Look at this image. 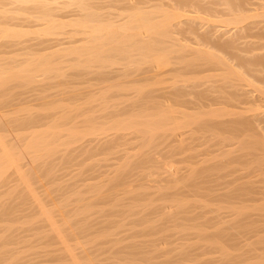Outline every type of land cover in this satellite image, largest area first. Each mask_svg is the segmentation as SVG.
<instances>
[{
  "label": "rangeland",
  "instance_id": "1",
  "mask_svg": "<svg viewBox=\"0 0 264 264\" xmlns=\"http://www.w3.org/2000/svg\"><path fill=\"white\" fill-rule=\"evenodd\" d=\"M82 1L93 0H12L6 13L0 7V67L18 71L47 57L55 68L34 82L19 78L2 86L0 80V140L16 156L0 178V264H264V210L237 212L215 203L212 192H189L176 130L181 121L174 133L165 121L159 132L144 123L147 117L166 119L165 111L146 108L164 104L156 97L161 92L144 101L137 97L138 90L169 85L167 75L156 73L164 62L112 56L104 67L90 63ZM94 1L93 11H105L104 19L118 26L137 0ZM45 6L55 18L46 20L36 10ZM122 10L128 16L120 20ZM213 18L195 26H204L203 32L215 21L206 31L216 35L231 29ZM133 121L138 124L128 126ZM56 132L52 153L27 149L36 135Z\"/></svg>",
  "mask_w": 264,
  "mask_h": 264
},
{
  "label": "bare ground",
  "instance_id": "2",
  "mask_svg": "<svg viewBox=\"0 0 264 264\" xmlns=\"http://www.w3.org/2000/svg\"><path fill=\"white\" fill-rule=\"evenodd\" d=\"M8 1L10 0H0V7L4 9L5 13L6 6L14 3L11 2L12 0ZM217 1L137 0L134 2L132 0L131 2L134 3H129V8L134 13L132 12L133 14L131 13L128 16V13H123V9L120 12L121 15L118 14L120 15L119 18L120 20L121 18L124 19L126 14L128 21L124 22L122 20L124 23L118 26L113 23L109 24L111 18L108 22L105 17L106 14L102 16L105 11L103 13L99 11L101 15L96 14L98 10H94L96 13L93 11L95 8L94 0L87 3L82 1V10H86V22L80 24L83 28L86 27L89 30V34L87 33L89 36L88 45L84 50H86L89 62L96 63L99 66H106V60H111L108 58H112V56L124 60L139 58V62H151L150 65H152V62L157 64V62L163 61L166 70L163 69V71L156 73L167 75L169 85H165L166 87L160 90H153L152 88L150 92L144 89V91L138 90L137 97L144 101L145 98L152 97L154 95L152 93L161 92L156 97L164 99V104L157 105V103L151 102L150 105H148L149 103L146 104V108L157 112L165 111L166 119H160L159 117L154 120L146 116L148 119L146 118L147 120L144 123L152 126L150 127L152 130L156 129L155 131H158L159 125L165 121L171 126L169 131L172 132L170 133L179 130L180 133L177 131L179 133L177 136L182 138L183 148L181 147V149L184 155L183 158L181 155L179 156L185 164V166L183 164L184 173L181 174L186 189L192 193L212 192L215 195V203L218 202L237 212H244L242 210H249V208L250 210L257 208L262 211L264 210V105H262L264 103V86L260 88L257 83H264V0ZM106 2H103L104 5ZM112 2L118 4V0L110 3ZM45 7L36 10L40 9L39 13L46 20L52 17L55 18L53 9ZM8 8L10 7L8 6ZM146 8H149V10ZM16 9L17 11H24L18 6ZM19 13L17 12V14ZM3 16H6V14ZM116 17L118 19V16ZM207 17L209 19H206ZM211 17H214L212 22L215 18H220L221 27L223 26L226 29L231 27V29L224 33L220 31L222 34L219 32L220 34L216 35L208 32L209 27L215 24V21L210 26L207 24L206 29H209L208 31L206 29L203 32L199 30L203 29L204 26L202 28L195 26L196 21H203V25L206 24L204 22L210 23ZM104 20L107 21L105 22L106 25L103 24ZM3 21L5 22V18ZM183 24L186 25L185 28H182ZM10 26L8 27L11 28ZM213 27L215 26L213 25ZM8 31L4 37L9 36ZM15 35L12 34V37H15ZM181 41L187 44L183 42V44H180ZM20 44L17 43L16 46ZM54 69L49 58H40L31 63L29 62L25 68L18 71H10L0 67V80L2 86L7 85L13 79L19 78L34 82L36 76H39L38 73L49 74ZM148 70L147 72H149ZM150 75H153V73H150ZM137 101L139 103V99ZM143 110L145 111V109ZM153 118H155V115H153ZM177 120L181 122L180 124L176 122V125L179 124V126L175 130L174 125ZM127 124L129 126L138 123L133 121ZM123 126L125 125L123 124ZM158 126L159 128H157ZM56 136H58L57 132L49 136L38 134L27 149L35 153L48 150L52 139ZM0 148L3 151L0 156L1 178L4 175V168L13 167L16 156L13 152L7 151L1 140ZM54 149L53 151H55ZM49 153H52V150L49 149ZM204 157H211V159ZM207 163L208 165L205 166ZM171 169L173 170V167ZM170 171L168 172L170 173ZM189 195L191 194L189 193ZM219 206L218 208H221ZM226 207L224 208L227 209ZM247 236L249 235L247 234Z\"/></svg>",
  "mask_w": 264,
  "mask_h": 264
}]
</instances>
